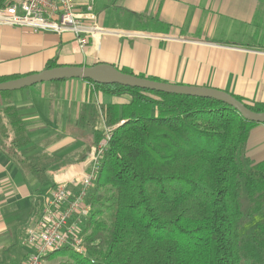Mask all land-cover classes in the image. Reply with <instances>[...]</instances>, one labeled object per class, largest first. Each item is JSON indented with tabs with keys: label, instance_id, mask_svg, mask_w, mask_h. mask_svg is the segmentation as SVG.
Returning a JSON list of instances; mask_svg holds the SVG:
<instances>
[{
	"label": "crops",
	"instance_id": "crops-1",
	"mask_svg": "<svg viewBox=\"0 0 264 264\" xmlns=\"http://www.w3.org/2000/svg\"><path fill=\"white\" fill-rule=\"evenodd\" d=\"M91 19L107 32L89 37L84 49L70 32L0 24V75L39 72L52 61L109 63L135 75L264 102V0H94ZM129 99L96 92L78 78L0 94V107L19 109L29 141L16 150L21 163L0 149V264L27 259V229L51 188L62 183L77 191L97 133L106 128L99 106L121 108ZM246 155L264 159V123L251 127Z\"/></svg>",
	"mask_w": 264,
	"mask_h": 264
},
{
	"label": "trees",
	"instance_id": "trees-1",
	"mask_svg": "<svg viewBox=\"0 0 264 264\" xmlns=\"http://www.w3.org/2000/svg\"><path fill=\"white\" fill-rule=\"evenodd\" d=\"M8 1L0 0V7ZM54 66L52 61L45 68ZM20 76L0 75V82ZM84 80L96 92L130 99L121 108L99 106L109 139L88 195L85 253L62 247L45 260L264 264V159L246 155L257 122L214 98ZM234 96L264 111V102ZM28 143L19 109L0 107V149L16 158V150Z\"/></svg>",
	"mask_w": 264,
	"mask_h": 264
},
{
	"label": "built area",
	"instance_id": "built-area-1",
	"mask_svg": "<svg viewBox=\"0 0 264 264\" xmlns=\"http://www.w3.org/2000/svg\"><path fill=\"white\" fill-rule=\"evenodd\" d=\"M94 0H9L0 7V24L53 33L70 32L81 49L89 37L107 30L91 19ZM91 151L90 168L77 180L71 192L60 183L49 190L38 220L26 232L30 254L23 264H44L45 255L62 247L85 253L83 225L91 211L88 195L96 180L109 135Z\"/></svg>",
	"mask_w": 264,
	"mask_h": 264
},
{
	"label": "water",
	"instance_id": "water-1",
	"mask_svg": "<svg viewBox=\"0 0 264 264\" xmlns=\"http://www.w3.org/2000/svg\"><path fill=\"white\" fill-rule=\"evenodd\" d=\"M70 78L89 79L104 84L118 83L125 86L166 93L214 98L234 107L246 120L264 123V111L256 112L249 109L234 95L222 89L201 85L169 83L147 77H140L133 73L123 72L109 63H97L94 65H59L45 68L39 72L0 82V91H13L37 83Z\"/></svg>",
	"mask_w": 264,
	"mask_h": 264
},
{
	"label": "rangeland",
	"instance_id": "rangeland-1",
	"mask_svg": "<svg viewBox=\"0 0 264 264\" xmlns=\"http://www.w3.org/2000/svg\"><path fill=\"white\" fill-rule=\"evenodd\" d=\"M103 129V128H102ZM103 131V130H102ZM104 132V131H103ZM99 142V140L96 142V143H94V144H92V150H94L96 147H97V143ZM107 145H108V142H107ZM248 229V231H250L251 229H252V225H249V227L247 228ZM26 243L28 244V242L26 241ZM84 245H85V243H84ZM64 259H66V258H64V257H55V258H52V259H47V260H43V262H44V264H58L60 261H63ZM23 264V263H22Z\"/></svg>",
	"mask_w": 264,
	"mask_h": 264
}]
</instances>
